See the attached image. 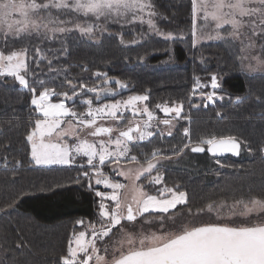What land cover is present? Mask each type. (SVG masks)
<instances>
[{"label": "snow or ice", "instance_id": "1", "mask_svg": "<svg viewBox=\"0 0 264 264\" xmlns=\"http://www.w3.org/2000/svg\"><path fill=\"white\" fill-rule=\"evenodd\" d=\"M190 9L192 47L203 40H226L239 49L242 66L247 61L250 71H264V0H190ZM157 18L168 19L152 0H0V79L11 78L31 94L35 115L24 133L30 160L76 166L74 182L80 184L83 177L99 198L97 218L87 224L75 221L83 230L72 232L56 264H264V194L233 198L231 204L211 200L193 209L188 193L179 184L169 186L162 171L165 162L178 161L187 152L207 151L213 157L251 153L247 140L231 134L193 139L183 127L181 141L165 145L175 138L179 121L190 120L184 100L153 104L150 89L125 98L121 90L129 88L127 81L96 71V81L89 83L56 66L70 55L67 37L76 33L94 42L105 34L116 36L122 45L137 44L153 32L165 40L184 39L182 32L162 31ZM145 23L148 33L125 41V35ZM113 26H118L115 32ZM209 86L212 91H204ZM221 87L215 73L210 85L194 77L188 102L201 107L191 100L198 95L207 108L225 99L216 91ZM243 99L235 97L237 103ZM255 99L264 104V96ZM148 145L153 146L144 151ZM0 149L7 152L9 145L0 143ZM259 151L264 153V144ZM0 160L7 167L8 157ZM215 163L225 166L219 159ZM178 206L187 208L190 222L174 211ZM212 213L214 220L197 222ZM157 219L160 225L153 224ZM145 225L161 231L146 234ZM23 246L21 239L16 247Z\"/></svg>", "mask_w": 264, "mask_h": 264}, {"label": "trees", "instance_id": "2", "mask_svg": "<svg viewBox=\"0 0 264 264\" xmlns=\"http://www.w3.org/2000/svg\"><path fill=\"white\" fill-rule=\"evenodd\" d=\"M152 2L158 12L168 17L167 20L157 18L161 30L190 31V0ZM59 46V43L55 44V48ZM67 47L70 55L61 57L56 66L67 68L70 78L79 77L92 83L96 81L92 74L101 71L128 82L129 88L121 90L125 98L133 91L150 89L153 104L184 100V112L190 120H180L175 138L166 139L165 145L179 143L183 127L190 129L193 139L210 134H231L247 140L253 149L251 153L242 150L239 158L224 155L216 159H221L223 164V160L233 161V164L225 163L229 174H234L232 170H238L239 174L243 169L249 172L252 169L247 170L245 164L261 163V167L253 171L263 174L251 177L246 189L264 190V153L259 151L264 144V104L255 99L264 96V75L243 72L237 55L227 46L209 43L192 47L188 36L170 41L153 35L138 44L122 45L116 36L105 34L99 42H93L76 33L67 37ZM85 67L88 70L82 71ZM213 73L221 77L222 87L216 91L225 95V99L205 108L197 95L191 100L201 107H192L188 101L194 77L210 85V74ZM48 75L51 78L55 74ZM62 79L63 75L56 77V83ZM112 86L115 87L114 81ZM204 91L212 89L209 86ZM236 96L244 98L243 102L237 103ZM30 99L31 94L11 78L7 82L0 79V129H3L0 143L9 145L7 152L0 149V157H8L7 167L0 160V209H6L0 211V264H56L72 232L83 230L75 221L97 218L99 198L89 190L83 177H80V184L74 182L79 176L76 166H39L31 162L24 141L30 115H35ZM158 115L162 117L163 114ZM152 146L143 150L150 151ZM17 159L22 161L21 165L15 164ZM212 169L216 168L200 172L165 168V179L169 186L179 184L181 190L188 193L192 206L199 198L204 202L205 199L215 200L212 195H218V199L228 196L221 185L220 190L213 187ZM233 180L234 177L228 174L220 173L217 177V182L224 185ZM13 202L14 207L7 208ZM21 239L25 246L17 248Z\"/></svg>", "mask_w": 264, "mask_h": 264}, {"label": "rangeland", "instance_id": "3", "mask_svg": "<svg viewBox=\"0 0 264 264\" xmlns=\"http://www.w3.org/2000/svg\"><path fill=\"white\" fill-rule=\"evenodd\" d=\"M145 19H147V15L145 13ZM156 23H158V19L156 20ZM198 27H199V23H198ZM118 26H113L112 28V31L115 32L117 30ZM148 25L145 23L144 25L140 26L139 24L136 26V29L135 31L133 32H130V36H128L127 38H125V41H129L131 39H133L134 37H136L137 39H139V36L137 35L138 33H148ZM164 32H167L166 30H162ZM170 32V31H168ZM191 29L188 33H184L183 32V35H184V38H186L187 36L190 37V40H191ZM151 35L153 36H156L158 38L162 37L160 35H157L155 32L153 33H150L149 35L146 36V38L150 37ZM146 38L144 39H140V42L141 43L142 41H144ZM101 40V39H100ZM94 42V41H93ZM209 43H219V44H223L225 46H227L233 53H235L237 55V60L239 61L240 63V59H239V56L241 55V53L239 52V49L235 46H233L232 43L226 41V40H220V39H211V40H203L201 41L198 45H204V44H209ZM138 44V43H137ZM129 45V44H128ZM130 45H134V44H130ZM247 61H245V65L242 66L241 63V67H242V71L245 72L247 75H255V76H258V75H264V71H259V70H255V71H250L248 68H247ZM254 63V62H253ZM55 100V99H54ZM163 116V115H162ZM187 151V150H186ZM215 160L216 158L211 156L207 151L204 152V153H191V152H187V154L185 156H183L181 159H179L178 161H173V162H165V168H172V169H175V168H179V169H186V170H191L192 172H200V171H203L205 169H208L210 167H213L215 170L212 171V174H214V179H213V187H216L217 190L219 188V185L222 186L223 190H225V192L228 194L227 197H224V198H220L218 199V195H215L212 197L217 201H221V200H227L229 204L232 203V200L233 198H247L249 195H255V196H260L264 193H262V191L258 190V189H251V190H248L246 189V187H248V182L250 181L251 177L253 178V176H257L259 174H263L260 173V171L258 172H255L253 170L255 169H258L260 168L261 166V163L260 164H252V165H248V164H245L244 167L248 169H252V170H248L249 172H245L246 169H243L242 172L240 173L242 175V177L240 178L239 177V171L237 170L236 172L233 171L234 174H229L230 172L225 170L226 169V162H229L231 164H233V161H229V160H223L224 162V167H220L219 165H217L215 163ZM221 161V159H219ZM250 161V160H249ZM222 163V161H221ZM237 163L234 165L236 166ZM39 166H54V165H39ZM56 166V165H55ZM233 167V166H231ZM162 169V171H164V173H166V170ZM224 168V169H223ZM253 171V174H251L250 172ZM225 174V176L228 174L232 177H234L235 180L233 181H229V184H220L217 182V177L219 174ZM121 180V182H124V183H127V181H125L122 177L121 178H118ZM58 182V181H57ZM97 188H99L100 190H105L103 189L102 186H96ZM218 199V200H217ZM211 201L210 200H204V202H201L200 198L197 199L196 201H193L192 203V206L188 205L189 207H192L193 209H195L196 207H199V206H202L203 204L207 203ZM174 211H177L180 215H183L184 218H185V222H190L187 218V208L184 207V206H178L177 207V210H174ZM221 213L222 215H227L228 214V209L227 208H222L221 209ZM214 220L215 219V213H212L210 215H201L199 217V220L197 222H200V221H208V220ZM85 221V220H84ZM90 220H86L85 221V224H87ZM153 224L154 225H160L161 224V221L160 220H154L153 221ZM166 226V225H165ZM145 228L147 230L146 234L152 232V231H156L157 233H159V231H161L160 228L158 227H153L152 225H145ZM137 231L139 230V225H137Z\"/></svg>", "mask_w": 264, "mask_h": 264}, {"label": "water", "instance_id": "4", "mask_svg": "<svg viewBox=\"0 0 264 264\" xmlns=\"http://www.w3.org/2000/svg\"><path fill=\"white\" fill-rule=\"evenodd\" d=\"M204 153V152H203ZM211 156H212V154L211 153H209ZM224 155H232V156H234V158H239V156L241 155H239V156H235V155H233V154H231V153H224V154H222V155H219V156H217V157H215V158H219L220 156H224Z\"/></svg>", "mask_w": 264, "mask_h": 264}, {"label": "flooded vegetation", "instance_id": "5", "mask_svg": "<svg viewBox=\"0 0 264 264\" xmlns=\"http://www.w3.org/2000/svg\"><path fill=\"white\" fill-rule=\"evenodd\" d=\"M242 152V151H241Z\"/></svg>", "mask_w": 264, "mask_h": 264}]
</instances>
